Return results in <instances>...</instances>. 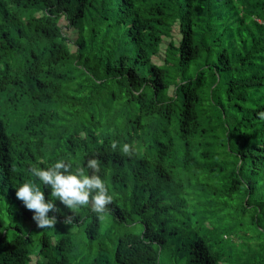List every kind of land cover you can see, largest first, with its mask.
<instances>
[{
	"label": "trees",
	"instance_id": "trees-1",
	"mask_svg": "<svg viewBox=\"0 0 264 264\" xmlns=\"http://www.w3.org/2000/svg\"><path fill=\"white\" fill-rule=\"evenodd\" d=\"M260 113L264 0H0V264H264ZM93 158L113 203L32 253L16 189Z\"/></svg>",
	"mask_w": 264,
	"mask_h": 264
},
{
	"label": "clouds",
	"instance_id": "clouds-1",
	"mask_svg": "<svg viewBox=\"0 0 264 264\" xmlns=\"http://www.w3.org/2000/svg\"><path fill=\"white\" fill-rule=\"evenodd\" d=\"M264 119V113H260ZM119 142L113 140L110 147L113 151L118 149ZM119 150L125 156L134 154L135 149L129 143L119 146ZM86 168L92 174L85 172V167H79L75 172L72 171L71 163L58 160L47 168L32 166L30 172L33 177L39 180L40 184L25 182L16 189V198L23 202L25 208L34 213L32 219L40 229H53L57 223L55 216H49L50 212H57L53 201L59 200L69 210H76L81 207L91 206V210L103 216L108 205L113 203V196L109 193L105 181L98 174L100 171V161L89 159ZM41 185L50 187L51 199H45L41 190ZM73 216L65 218V224H71Z\"/></svg>",
	"mask_w": 264,
	"mask_h": 264
},
{
	"label": "rangeland",
	"instance_id": "rangeland-1",
	"mask_svg": "<svg viewBox=\"0 0 264 264\" xmlns=\"http://www.w3.org/2000/svg\"><path fill=\"white\" fill-rule=\"evenodd\" d=\"M236 206V204L234 205V207ZM226 211L222 212V216H220L219 212L217 211L215 214H214V221H218L220 220L222 217H224L226 215ZM228 214L230 216H228V218L224 217L226 222L231 224L233 219H234V215L233 213L231 212H228ZM3 217L5 219H7V217L5 215H3ZM15 219H13L14 221ZM18 220L20 221L21 223V228L24 232H29L33 227L34 225L36 224V222L33 220V221H24L23 219H20L18 218ZM64 221H60V222H57L56 225L57 227L61 228L62 224L64 225L63 223ZM83 224H80V225H74L72 228H71V231L70 232H81L83 230ZM36 227V225H35ZM222 229H223V225H222ZM45 229H40V228H37V229H34L31 233V237H32V241H31V244H30V247L32 249V253L35 251L37 245H38V239H39V236L44 232ZM56 234V230L54 229L53 230V235H54V239L57 237ZM248 235H252V233H248ZM255 239H258L259 237H257V235H255L254 237ZM261 241H264L262 238H259ZM226 242H230V241H227ZM163 260V259H162Z\"/></svg>",
	"mask_w": 264,
	"mask_h": 264
}]
</instances>
